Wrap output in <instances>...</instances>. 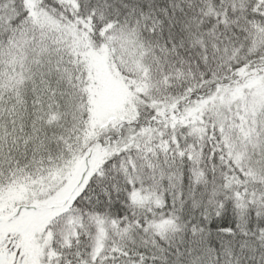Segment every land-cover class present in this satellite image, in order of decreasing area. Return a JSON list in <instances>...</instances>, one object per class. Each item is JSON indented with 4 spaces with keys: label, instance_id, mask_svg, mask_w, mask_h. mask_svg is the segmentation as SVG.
Listing matches in <instances>:
<instances>
[{
    "label": "snow or ice",
    "instance_id": "6c2138e0",
    "mask_svg": "<svg viewBox=\"0 0 264 264\" xmlns=\"http://www.w3.org/2000/svg\"><path fill=\"white\" fill-rule=\"evenodd\" d=\"M0 264H264V0H0Z\"/></svg>",
    "mask_w": 264,
    "mask_h": 264
}]
</instances>
